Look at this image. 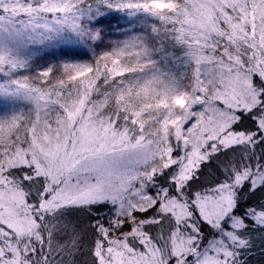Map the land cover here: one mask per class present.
Masks as SVG:
<instances>
[{"label":"snow or ice","instance_id":"1","mask_svg":"<svg viewBox=\"0 0 264 264\" xmlns=\"http://www.w3.org/2000/svg\"><path fill=\"white\" fill-rule=\"evenodd\" d=\"M264 264V0H0V264Z\"/></svg>","mask_w":264,"mask_h":264},{"label":"trees","instance_id":"2","mask_svg":"<svg viewBox=\"0 0 264 264\" xmlns=\"http://www.w3.org/2000/svg\"><path fill=\"white\" fill-rule=\"evenodd\" d=\"M261 256L259 255V253L257 252L256 254H255V259H254V262H253V264H259V262L261 261Z\"/></svg>","mask_w":264,"mask_h":264}]
</instances>
